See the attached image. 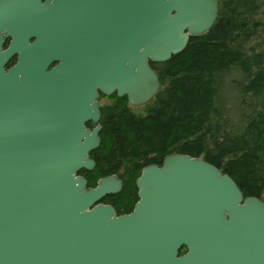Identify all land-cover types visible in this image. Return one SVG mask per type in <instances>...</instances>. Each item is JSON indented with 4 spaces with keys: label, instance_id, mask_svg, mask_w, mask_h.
<instances>
[{
    "label": "water",
    "instance_id": "obj_1",
    "mask_svg": "<svg viewBox=\"0 0 264 264\" xmlns=\"http://www.w3.org/2000/svg\"><path fill=\"white\" fill-rule=\"evenodd\" d=\"M218 12V0H0V76L7 37L16 48L36 38L43 63L16 86L18 105L0 89V264H264V200L201 158L145 167L126 215L102 203L122 191L117 176L90 188L80 174L96 164L102 127L85 124L101 117L100 93L150 103L151 64Z\"/></svg>",
    "mask_w": 264,
    "mask_h": 264
},
{
    "label": "trees",
    "instance_id": "obj_2",
    "mask_svg": "<svg viewBox=\"0 0 264 264\" xmlns=\"http://www.w3.org/2000/svg\"><path fill=\"white\" fill-rule=\"evenodd\" d=\"M218 5L208 32L169 61L151 64L161 86L150 103L133 108L126 97L102 95L95 168L80 174L90 188L107 176L122 181V191L102 201L119 215L138 201L141 170L171 154L201 158L229 175L244 197L264 200V0Z\"/></svg>",
    "mask_w": 264,
    "mask_h": 264
},
{
    "label": "flooded vegetation",
    "instance_id": "obj_3",
    "mask_svg": "<svg viewBox=\"0 0 264 264\" xmlns=\"http://www.w3.org/2000/svg\"><path fill=\"white\" fill-rule=\"evenodd\" d=\"M45 1H48V0H42V2H45ZM2 49L4 52H10V53L12 52V54H9L6 56V60L4 64L2 65L3 76H0V89H3L6 91L7 104L9 106H16L19 104L16 102L17 96L19 94L21 96L22 94V93H17L18 89L16 86L20 84L23 77H25L26 79L28 78L36 79L38 76L41 77L42 67H43L41 49L39 46L37 47L36 38H30V39L23 40L20 48H16V43L14 44V39L12 37L5 38ZM32 52H34V54H32ZM57 65H58V62L52 63L48 67V70L54 69ZM36 81L37 79L34 82ZM102 95L104 94L100 93V98H99V102L101 103V107L99 109L100 113H101L102 107L104 106V102H105V99L102 98ZM15 98H16V101H15ZM29 104H31L30 99H29ZM101 116H102V113H101ZM100 120H101V117L97 123H94L93 121H89L88 123L85 124V127L93 131L98 126H101ZM100 132L98 133L99 137H100ZM92 152H90V157L92 155ZM162 162L156 165L161 167Z\"/></svg>",
    "mask_w": 264,
    "mask_h": 264
}]
</instances>
